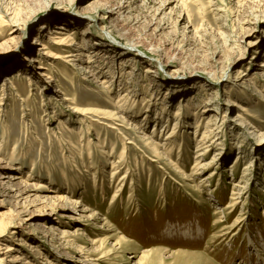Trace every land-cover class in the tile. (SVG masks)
<instances>
[{
  "label": "rangeland",
  "instance_id": "374dc122",
  "mask_svg": "<svg viewBox=\"0 0 264 264\" xmlns=\"http://www.w3.org/2000/svg\"><path fill=\"white\" fill-rule=\"evenodd\" d=\"M120 1L0 0V62L9 61L2 70L0 67V127H4L6 137L14 140L11 143L17 141L22 149L17 168L23 174L2 170L7 173L5 177L32 176L26 180L30 188L27 193L19 180H14L20 197L14 198L15 193L8 191L5 194L10 198L0 196V225L17 224L0 236V250L7 246L14 249L0 251V257L23 258V264H47L45 258L56 264H79L77 260L84 261L78 254L82 248L85 252L81 255L105 252L110 264H264V68L259 67L264 64V0H133L123 19L115 15L113 21L104 19L106 14L95 9ZM82 14L89 21L80 24ZM60 24L69 27L67 37L76 33L71 36L72 43L77 44L73 49L82 45L85 53H100L103 58L89 65L65 63L62 57L66 52L49 40L50 30ZM96 35L105 37L98 39ZM41 37L50 43L52 53L43 54L42 48L34 44ZM127 45L138 50L130 51ZM34 58L40 62L30 67ZM88 66L96 75L86 82L80 68L86 70ZM39 67L55 79L53 85L46 84ZM150 68L155 74L146 73ZM7 77L11 84L5 86ZM94 78L100 83L111 81L108 95L97 87ZM59 87H64L63 95L55 93ZM131 87L138 116L129 117V123L146 125L147 134L153 132L152 117L160 114L164 105L171 110L172 127L178 120L175 110L182 107L185 112L179 120V141L171 152L175 166L154 157L143 136L130 130L132 126L123 130L119 127L126 136L124 142L128 143L135 178L133 183V178L128 180L121 196L114 200L120 178L112 179V162H118L123 149L120 134L107 137L109 152L110 143L119 148L111 160H101L105 155L100 152L90 158L86 149L77 151L73 160L68 148L62 152L70 135L68 129H61L59 120L73 130L80 129V120L86 133L90 132L87 137L95 142L96 127L100 128L104 141L107 125L92 122L97 120L92 115L83 118L73 114L64 100L77 97L76 105L83 111L91 102L111 109L118 95L129 92ZM227 101H231L230 106L225 105ZM236 105L247 111L242 112ZM198 111L203 118L196 130ZM207 118L214 129L210 138L214 143L210 141L213 147L201 160L213 164L197 175L196 145ZM188 123L194 128L190 129L192 125ZM52 130L55 135L50 134ZM158 136L155 139L164 143V138ZM23 149L29 151L23 154ZM63 155L70 157L67 162ZM237 155L241 156L238 164ZM0 161V166L5 167L2 156ZM21 162L25 163L20 166ZM61 165H68L65 172L69 174H63ZM88 165L101 168L96 180L85 172ZM47 168L52 169L48 171L51 176ZM78 169L84 174L79 175ZM212 173L209 183L203 182ZM184 174L188 180H184ZM74 176L81 178L75 181ZM3 181L8 183L9 179ZM42 185L47 188L37 190ZM234 194L237 204L228 209ZM75 201H81L91 211H83ZM93 214L101 220L89 219ZM33 215L40 216L31 222L36 227L22 228L26 222L30 224L28 220ZM46 218L50 219L47 223L43 221ZM37 227L41 232L52 227L55 242L35 231ZM110 228L115 231L108 232ZM63 232L68 238H63ZM114 234L134 245L129 250L119 249L117 241L110 238ZM64 240L70 241L69 245ZM32 245H38L43 254L35 258L37 252L30 248Z\"/></svg>",
  "mask_w": 264,
  "mask_h": 264
},
{
  "label": "bare ground",
  "instance_id": "6f19581e",
  "mask_svg": "<svg viewBox=\"0 0 264 264\" xmlns=\"http://www.w3.org/2000/svg\"><path fill=\"white\" fill-rule=\"evenodd\" d=\"M133 0H121L120 2H118V3H116L115 5L113 4L112 6H110V5H106L104 8L103 7H95V9L96 10H99V12H102L103 14L105 13L106 14V16L104 17V19H109L110 21H113V17L116 15V16H118L119 17V19H123V15H124V13L126 12V11H129L130 9H131V2H132ZM134 1H140V0H134ZM110 4V3H109ZM99 8V9H98ZM98 12V13H99ZM85 14H82V16H81V18H80V24L81 23H85V22H88L89 21V18H85ZM103 19V18H102ZM118 20V19H117ZM120 21V20H119ZM160 22V21H159ZM6 23V22H5ZM16 23V22H15ZM13 24H14V21H13ZM15 25V24H14ZM120 26V25H119ZM90 29V28H89ZM68 31H69V27L68 26H66L65 24H60V25H58V26H56L54 29H51L50 30V37H49V40H51L52 42H54L55 43V45H57V46H59V48H61L64 52H66L65 53V55H63V59H64V61H65V63H71L72 61H79V62H81V64H92V62L94 61H100V59L101 58H103L102 57V55H100V53H87V51H86V53H85V51L84 50H82V49H84V47H82V45H79V46H76L77 48L75 49H73V46H75V45H77L76 43H72V40H71V36L73 35H75L76 33L75 32H73L72 34H70V36H68L67 37V33H68ZM110 32V31H109ZM109 32H105V31H103V33L106 35V33H108V34H111V35H113L112 33H109ZM90 32L88 31V35H90L89 34ZM105 35L104 36H102L101 38H99V37H97V35H96V37L98 38V39H103L104 37H105ZM67 37V38H66ZM70 37V38H69ZM114 38V37H113ZM229 38V37H228ZM69 39V40H68ZM87 39L88 38H85V40L87 41ZM114 40H117V39H115L114 38ZM34 44H36V45H38V46H40L42 49V52H43V54H50V53H52L53 51H50V43H47V42H44V40H43V38L41 37V38H38V39H36L35 40V42H34ZM130 51L131 50H138L137 49V47H135V46H133V45H127L126 46ZM30 48H33V45L32 46H30ZM70 48H72V50L71 51H69L68 52V50H70ZM126 48V49H127ZM26 49V48H25ZM127 49V50H128ZM27 50V49H26ZM67 50V51H66ZM86 50V49H85ZM97 52V51H96ZM98 52H100V51H98ZM81 57H87L88 59H91L90 61L88 60V62L87 61H85L83 58H81ZM70 58V60H68ZM105 58H107V56L105 57ZM95 59V60H94ZM109 59V58H108ZM40 62V59H32L31 61H30V63H32V66H30V67H36V64L37 63H39ZM9 63V61L8 62H5V61H1L0 62V67H1V70L7 65ZM92 67H93V65H92ZM91 66H88V67H86V70H85V68H80V70L82 71V74H84L83 75V79H84V81H88L89 80V78H91V77H94L96 74L94 73V70H92L93 68H92ZM259 67H263L264 68V64H259ZM43 67H39L38 68V70H40L39 72V75L40 74H42L43 75V77L44 78H46L45 80H46V84H48V86H51V85H53V83H55V79L52 77V76H50V75H47L46 73H44L43 72ZM0 70V71H1ZM58 71H60V70H58ZM263 71H264V69H263ZM81 73V72H80ZM146 73L147 74H155V71L152 69V68H150V69H148L147 71H146ZM1 75V74H0ZM131 75L133 76L134 75V73L132 72L131 73ZM264 75V74H263ZM11 79V78H10ZM10 79L7 77V78H5V82H4V85L5 86H8L9 84H11L10 83ZM94 80H97L96 78H94ZM99 80V79H98ZM96 81L95 83H97V87H99V89H101V91H102V93L104 94V95H108L109 94V92H110V89H112L111 87H112V85H111V81L109 82V81H107V80H105L104 82H102V83H100V81ZM90 83H92L91 81H90ZM8 84V85H7ZM107 85V86H106ZM96 86V85H95ZM103 86H105V87H103ZM60 89L59 90H56L55 91V93L56 94H62L63 95V92H64V90H63V88L64 87H59ZM134 89H132V87L129 89V92H127V93H118L119 95H118V99L114 102V103H112V104H110V108L111 109H102V108H100L99 106H98V104H96V103H94V102H91L92 104H90L89 106H87L86 107V109H85V111H83V110H81V108H79L76 104H78V102H77V97H73V98H66L64 101H66L67 102V104H70V107H69V111H72V113L73 114H76V115H80V116H82L83 118H85V117H87L88 115H92V116H94V117H96L97 118V120H93V119H91V121L93 122V121H97V123L100 125V124H102V125H107V130L105 131V133H104V136H105V139H104V141L101 139L102 137H101V130H100V128H97L96 127V131H98L97 133V142H95V140L94 139H92L90 136H88L87 137V135L88 134H90V132H87L86 133V130H84L83 129V127H82V122H77V123H79L81 126H80V129L79 128H77V127H74V130L72 129V126H69L68 127V124H63L62 123V120H59V125L62 127L61 129H68V132H69V135H70V138H68L67 140H66V145L65 144H63L62 145V152L64 153L65 152V150H67V148H68V150H70V157H71V155H73V157L77 154V151H79V153H82V151L84 150V149H86L87 151H88V155L90 156V158H93V155H94V152H100V155H105V156H102V158L103 159H101V160H111V158L112 157H115V154L117 153V151H118V149L119 148H117V146H116V144L115 143H110L111 144V151L109 152L108 151V147L105 145V144H108V139H107V137L108 136H110V134L112 133V134H114V133H118V134H120V137H121V140H122V147H123V149H122V151H121V153L119 154V156H118V162L117 161H114V162H112V166H113V168H112V179H114L115 177H119L120 178V180L118 181L119 182V186H118V191H116V192H114V194H115V196L113 197L114 198V200H116L117 198H119V196H121V192L123 191V189H125L126 187H127V184H129V179H131V178H133L132 180V182L131 183H133L134 182V174H133V172H132V168H131V162H130V158H129V148H127V146H128V143L127 142H124V140H125V138H126V136L123 134V133H121V131H120V128L122 127V130H123V128H126L127 129V127H128V129H130L129 128V126H132L131 128L132 129H130V130H132V131H134V132H136V133H138V134H141L142 136H143V142H145V144L149 147V148H151V149H149V150H151L152 152H153V154H154V157H156V158H158L159 160H165L166 159V161H168L169 163H170V165L171 166H175L176 164H174V160L172 161V158H173V154H171V152L173 151V148L176 146V144H177V142L179 141L177 138H176V135H178V133H177V131H178V128L179 127H181V125H182V123H180L179 122V120H180V118H182L183 117V113L185 112L184 111V108H179L178 110H175V114H174V117H178V120H177V122H175V124H174V126L172 127L171 126V124H170V114H171V110L169 109V107L168 106H166V105H164L163 107H161L162 108V112L160 113V114H156V116L155 117H152V131L153 132H151L150 134H147V133H145V131H146V125L145 126H143V127H140L139 125H135L134 126V124L132 125V124H130L129 123V121L130 120H128V118L130 117L131 119H133V118H137V116H138V112H137V107H138V104H136V101H137V99L135 98H133V97H131V95H133V91ZM121 92V91H120ZM136 96V95H135ZM79 101V100H78ZM113 101V100H112ZM230 104H231V101H227V102H225V105H228V106H230ZM1 105H3L2 103L0 104V106ZM235 106V105H234ZM242 112H246L247 111V109L244 107V106H240V105H236ZM204 108H207V106H205ZM134 110V112H137V114H133V112L131 111V110ZM217 110H219V109H217ZM215 111V110H214ZM0 112H1V110H0ZM199 112V111H198ZM197 113V111H194V115ZM201 112H199V117H197L198 119L196 120V122H195V124L197 125L196 126V130H198V128H199V126H200V122H202V118H203V116L200 114ZM47 116V115H46ZM55 115H52V117L53 118H55L54 117ZM68 116V115H67ZM66 116V117H67ZM189 116V115H188ZM163 118L165 119L164 120V123H165V125L162 127V129L161 130H159L157 127L161 124V122H162V120H163ZM172 118V117H171ZM66 119V118H65ZM2 120V119H1ZM58 120V119H57ZM146 124H148V123H150L149 121H150V118L149 117H147L146 119ZM207 122H206V124H207V126L205 125V127H204V130H203V132H202V137L199 139V141H198V144L196 145V164H195V166L197 167V169H196V174H197V172H199V171H201V170H203V171H206V169H209L210 168V166L213 164L212 162H211V164L210 163H203V161L201 160V159H203V158H205V157H207L208 156V152L211 150V148L213 147V141L212 140H210V138H211V136H213V134H214V129H212V122L210 121V119L209 118H207ZM3 122V121H2ZM187 122V121H186ZM120 123V124H119ZM122 123V124H121ZM4 124V123H3ZM163 124V123H162ZM190 123H188V125H189ZM149 125V124H148ZM192 124H190V126H191ZM151 126V125H150ZM166 126V128L164 129V127ZM2 125H1V129H0V133L1 132H3V134L1 135V137H0V156H2V158L6 161V165H5V167H1L0 166V196L1 197H6V198H10L11 196H8L7 194H5V193H7V191L8 192H13V193H15V195L14 196H12V197H16V198H18V197H20V191L18 190L19 188H16V186L18 185V183H14V182H12V181H14V180H19L18 182L21 184V185H23L22 187L23 188H25V192L27 193L29 190H30V188H29V184L27 183L29 180H31V178H32V176L31 175H28V176H21V177H14V176H7V177H5L4 175L5 174H7V173H5V171L4 170H2V169H7L9 172H18V173H22L23 174V172H21V170H20V168H17V166H18V154L20 153L19 152V150L21 151L22 149H20L21 147L20 146H18V142L16 141V142H14V143H11V141H14L13 139H11V138H9V137H6L5 135V129H4V127H3V129H2ZM120 127V128H119ZM193 129L194 128V126L192 125L191 127H190V129ZM47 129H49V128H47ZM50 130V129H49ZM55 130V129H54ZM197 132V131H196ZM54 134L55 135V132H53V130L52 131H50V134ZM59 133V132H58ZM36 133H33V135L34 136H36L35 135ZM133 134V133H132ZM158 134H159V136H158ZM158 136L159 138H164V143H161L158 139L156 140L155 139V137L154 136ZM60 137V136H59ZM75 137V138H74ZM216 135L214 136V139H216ZM35 140H39L37 137H35L34 138ZM76 139V141H74ZM156 140V141H155ZM220 140V138H218V139H216V141H219ZM210 141H212L213 143H211ZM51 143V142H50ZM10 145V147H8ZM30 145V144H29ZM179 145V144H178ZM11 146H12V148H11ZM50 146V145H49ZM52 146V145H51ZM28 147V146H27ZM164 149H163V148ZM241 147H243L242 145H241ZM95 148V149H94ZM96 150V151H95ZM29 151V149H23V154H24V152H28ZM107 151H108V155H107ZM142 152V151H141ZM22 154V155H23ZM69 154V153H68ZM28 155V154H27ZM81 155V154H80ZM187 155V154H186ZM29 156V155H28ZM27 156V157H28ZM183 156V155H182ZM63 157H64V159L66 160V162L68 161L67 160V158L69 159L70 157L69 156H65V155H63ZM72 157V158H73ZM184 157H185V153H184ZM78 158H80L79 156H78ZM81 159V158H80ZM178 159H180V160H182L183 159V157H180V155H179V157H178ZM73 160H76V157H74L73 158ZM82 160V159H81ZM153 161V160H152ZM179 161V160H178ZM241 161V156L240 155H237V159H236V164H238L239 162ZM1 162V161H0ZM153 162H155V160L153 161ZM2 163V162H1ZM0 163V164H1ZM4 164H5V162H3ZM25 163V162H24ZM24 163H20V166H21V164L23 165ZM168 163V164H169ZM178 163V165H179V162H177ZM70 164V163H69ZM33 165V164H32ZM166 166V165H165ZM34 167V166H33ZM59 167H61V171L63 172V174H69L68 172H65V170L66 169H69L68 168V165H61V166H59ZM168 167V166H167ZM250 168H251V165L249 166ZM35 168V167H34ZM53 169L55 168V167H52ZM171 168V167H170ZM101 169V168H100ZM99 169V167L97 166V165H88V167H86V173L87 174H89V175H92L94 178H95V180L97 179V174H99L100 172H101V170ZM36 170V169H35ZM165 170V169H164ZM171 170V169H170ZM246 170V169H245ZM31 171V170H30ZM29 171V172H30ZM51 172L52 171V169L51 168H47V175L48 176H51L50 175V173L49 172ZM60 171V170H59ZM77 171H79V175H82V174H84L83 173V170H77ZM103 172H102V181H103V179H104V170H102ZM123 171H125V173L123 172ZM166 171V170H165ZM99 172V173H98ZM194 172V173H195ZM124 173V174H123ZM205 173V172H204ZM214 173V172H213ZM213 173L212 174H210V177L208 176L207 178H205V179H203L204 181L203 182H206V183H209V181H210V179L213 177ZM30 174V173H29ZM196 174H194V175H196ZM183 175V174H182ZM198 175V174H197ZM75 176H78V175H76L75 174ZM75 176H74V180L76 181V180H79V178H81V177H79L78 179H76L75 178ZM34 177V176H33ZM6 178H8L9 179V182L8 183H5L3 180L4 179H6ZM71 178V179H72ZM94 178H93V180H94ZM3 179V180H2ZM67 179V177H65V180ZM116 179H118V178H116ZM189 179V176L188 175H185L184 174V180H188ZM26 180H28V181H26ZM72 181V180H71ZM80 181H82V180H80ZM114 180H112V182H113ZM191 181H195V179L194 178H192V180ZM70 183V182H69ZM68 183V184H69ZM96 183H97V181H96ZM74 184V183H73ZM100 184V183H99ZM45 186V185H44ZM43 185L42 186H40V187H37V190L39 189L40 190V188L42 187L43 189L45 188H47V187H44ZM18 187V186H17ZM105 187L106 188H108L109 186H107V185H105ZM14 188H16V189H14ZM48 189H50V187L48 188ZM160 192H161V190H160ZM196 192H199V189L198 188H196ZM103 196H106V193L104 192L103 193ZM58 198H62L61 196H59ZM105 198V197H104ZM70 199V198H69ZM68 199V200H69ZM113 200V201H114ZM39 201L40 202H45V199H43V198H40L39 199ZM231 203H229L228 204V209H231V208H234L235 206H236V204H237V197H236V195L234 194L233 196H232V199H231ZM234 201V202H233ZM75 203H76V205L78 204V205H80L79 207H82L83 208V211H91V210H89V208H87V207H85V206H83V204H82V202L81 201H75ZM239 203V202H238ZM57 208H59V207H57ZM56 208V209H57ZM55 209H53V211H54ZM39 213V212H38ZM42 213V212H41ZM41 213H39L40 215H42ZM224 213V212H223ZM43 214H45V215H48V213L47 212H44L43 211ZM32 215V214H31ZM35 215V214H34ZM31 216V218H29V222H30V224L29 225H27L28 224V222H26L24 225H22V228H24V227H28V226H33V227H36V224H32L31 222L32 221H34L36 218H38V217H40V216ZM22 219V218H21ZM45 219V218H44ZM47 219V218H46ZM89 219H91V220H93V221H99V220H101V218L100 217H98L97 215H95V214H93V215H91V216H89ZM24 220H20V222H23ZM43 221H46V223L47 222H49L50 221V219L48 218L47 220H43ZM21 224V223H20ZM15 226H17V224H16V222H9V223H7V224H4L3 226H2V224L0 225V227L2 228V229H0V236L5 232V230L7 229V228H12V227H15ZM20 226V225H19ZM50 226V225H49ZM41 227V226H40ZM40 227H37V228H35L34 230L35 231H37ZM45 227V226H44ZM105 227H109V226H105ZM100 229H104V228H100ZM49 231V232H48ZM48 231L47 230H45V228H44V231L43 232H41V231H37V232H39L40 234H43V235H45V236H49V241L50 242H52V243H54L55 241H54V239L55 238H53L52 237V235L54 236V233H55V230L52 228V227H50V230L48 229ZM77 231H81V230H77ZM108 232L109 231H115L114 229H108L107 230ZM52 232V233H51ZM51 233V235H49ZM62 235H63V238H68V236L66 235V232H63L62 233ZM83 235V234H82ZM85 235V234H84ZM1 238V237H0ZM51 238V239H50ZM62 238V237H61ZM62 238V239H63ZM110 238H112V239H115L117 242H116V245L117 246H119V249H121V250H129L134 244L133 243H131V242H129V241H127V240H125L124 238H122V237H119L117 234H114V235H112V236H110ZM80 239V238H79ZM60 240V239H59ZM19 241H22V240H19ZM61 243H63L62 241H61ZM64 243L66 244V246L67 245H69V243H70V241H66V240H64ZM25 246V245H24ZM65 246V247H66ZM30 248H32V250H35L37 253H36V256H35V258H37V255H41V254H43L40 250H39V246L38 245H32V246H30ZM6 249H7V253L8 252H10V251H13L14 249H12V248H10V246H7L6 247ZM6 249H1L0 251H2V250H6ZM65 249H67V248H65ZM79 251H81V253H83V252H85V250H83L82 248H80V250ZM81 253H79L78 252V254L80 255V258H83V260L84 261H80V259L79 260H77V262L79 263V264H89V263H91V264H94V263H96V264H110L109 263V261H107L106 259H105V252L104 253H101V254H88V253H84V255H81ZM148 253H152V251L151 252H148ZM148 253H147V255H148ZM179 254H183V255H186V254H190V253H183V252H181V253H179ZM4 256H6V254L4 255ZM34 256V255H33ZM21 260H23V258L21 259ZM21 260H11V259H8L7 257H0V264H13V262H15V263H20V264H23L22 262H21ZM44 261H46V263L47 264H56V262H54L53 260H50V259H48V258H45V260ZM91 261H93V262H91ZM24 264H33L32 262H30V261H25V263ZM57 264H59V263H57Z\"/></svg>",
  "mask_w": 264,
  "mask_h": 264
}]
</instances>
